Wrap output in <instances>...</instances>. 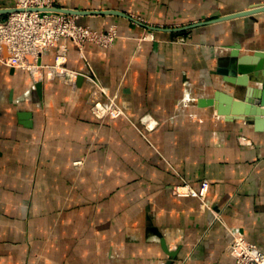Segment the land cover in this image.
I'll return each instance as SVG.
<instances>
[{"label": "crops", "instance_id": "0c3cea01", "mask_svg": "<svg viewBox=\"0 0 264 264\" xmlns=\"http://www.w3.org/2000/svg\"><path fill=\"white\" fill-rule=\"evenodd\" d=\"M56 4L117 36L81 50L61 38L41 56L52 64L64 45L83 75L74 87L43 70L39 93L28 70L0 62V264H232L235 231L264 246V127L198 104L216 89L243 98L215 70L235 44L264 50V0ZM103 88L122 115L91 111ZM204 180L210 210L175 193Z\"/></svg>", "mask_w": 264, "mask_h": 264}, {"label": "built area", "instance_id": "2783aa9c", "mask_svg": "<svg viewBox=\"0 0 264 264\" xmlns=\"http://www.w3.org/2000/svg\"><path fill=\"white\" fill-rule=\"evenodd\" d=\"M13 8L4 18H0V62L28 70L34 82L42 81L45 70L47 77H59L72 87L75 86L79 72L65 66L64 45L52 64L40 62L41 56L56 46L61 38L71 40L81 50L85 43L111 46L117 34L114 27L102 31L80 23L78 15L62 11L60 8L63 7L58 6L56 0H15ZM100 92L106 96V100L97 98L92 102L94 114L98 117H117L122 114V110L114 107L112 101L107 102L109 96L104 88ZM108 104L111 105L110 110L105 108ZM179 187L185 190L179 192ZM174 190L177 195L193 194L199 198L201 208L212 209L207 198V181H202L197 190L187 184L175 185ZM228 251L232 256V264H264V246L246 240L237 231L233 232Z\"/></svg>", "mask_w": 264, "mask_h": 264}, {"label": "water", "instance_id": "95a60500", "mask_svg": "<svg viewBox=\"0 0 264 264\" xmlns=\"http://www.w3.org/2000/svg\"><path fill=\"white\" fill-rule=\"evenodd\" d=\"M14 9L0 8V13H8ZM60 9L66 13L76 15L87 13L86 11ZM100 13L119 12L103 10ZM239 14H247V12ZM215 72L222 76L225 83L234 88H240L243 98L236 99L231 94L216 89L211 96L199 98V106L213 107L218 115L226 118L234 119L238 117L252 121L257 129H262L264 127V118H262L264 117V50H255L251 54H240V46L235 44L232 46L229 56L217 63ZM82 79L83 75L78 74L76 80L80 81ZM257 83H260V86ZM35 85L40 93L41 81H37ZM18 116L24 125H31V112L22 111L18 113ZM160 242L163 250L171 255L172 252L167 249L164 239H161Z\"/></svg>", "mask_w": 264, "mask_h": 264}, {"label": "rangeland", "instance_id": "374dc122", "mask_svg": "<svg viewBox=\"0 0 264 264\" xmlns=\"http://www.w3.org/2000/svg\"><path fill=\"white\" fill-rule=\"evenodd\" d=\"M112 28V27H114L115 28V30H116V33H117V28H116V26H114V25H111V26H109L107 29H105V30H102V31H106V30H108L109 28ZM96 30V29H95ZM150 29H148L147 31H149ZM116 36H117V34L114 36V39L116 38ZM145 37V36H144ZM114 39H113V42H114ZM113 42H112V44H113ZM112 44H111V46H112ZM111 46H108V47H102V48H109V47H111ZM89 77H90V80L92 81V83H93V85L94 86H99L100 85V82H99V80L96 78V76L94 75V73L93 72H90V74H89ZM105 96V95H104ZM105 98H106V96H105ZM96 100V99H95ZM110 101H112L113 102V104L112 105H114V107H119L118 105H117V103L115 102V98L114 97H110L109 96V99L107 100V102L109 103ZM106 104V103H105ZM107 107H105V108H108V110H110L111 109V105L110 104H108V105H106ZM93 107H94V103H91V106H90V109H91V111L94 113V110H93ZM120 108V107H119ZM121 109V108H120ZM122 110V109H121ZM122 114H123V111H122ZM122 114H120V115H122ZM96 115V114H95ZM119 115V116H120ZM97 116V115H96ZM106 116H109V115H104V116H102V117H106ZM109 117H111V116H109ZM77 163H79V161L77 162Z\"/></svg>", "mask_w": 264, "mask_h": 264}, {"label": "bare ground", "instance_id": "6f19581e", "mask_svg": "<svg viewBox=\"0 0 264 264\" xmlns=\"http://www.w3.org/2000/svg\"><path fill=\"white\" fill-rule=\"evenodd\" d=\"M179 188H180V187H179ZM179 188H178V189H179ZM178 191L181 192L180 190H178Z\"/></svg>", "mask_w": 264, "mask_h": 264}]
</instances>
